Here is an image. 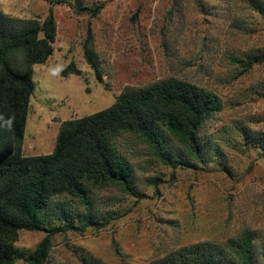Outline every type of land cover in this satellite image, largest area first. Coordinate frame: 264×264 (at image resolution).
<instances>
[{
    "label": "rangeland",
    "instance_id": "rangeland-1",
    "mask_svg": "<svg viewBox=\"0 0 264 264\" xmlns=\"http://www.w3.org/2000/svg\"><path fill=\"white\" fill-rule=\"evenodd\" d=\"M84 8L97 10L90 15ZM52 11L53 54L34 66L23 155L52 152L60 124L110 107L126 89L173 78L202 88L218 109L199 130L204 161L163 131L168 165L137 135L112 141L131 191L85 182L87 204L53 199L42 218L45 264H160L185 247L251 236L264 246V0H0V12L40 23ZM91 29L101 81L83 57ZM72 63L79 75H62ZM89 222H87V219ZM72 223V226L69 224ZM47 236L20 231L15 264ZM259 260V258H258ZM259 264V263H258Z\"/></svg>",
    "mask_w": 264,
    "mask_h": 264
},
{
    "label": "trees",
    "instance_id": "trees-1",
    "mask_svg": "<svg viewBox=\"0 0 264 264\" xmlns=\"http://www.w3.org/2000/svg\"><path fill=\"white\" fill-rule=\"evenodd\" d=\"M83 10L92 16L97 13L95 9ZM55 34L51 10L42 23L0 12V264H15L20 231L47 233L26 259L28 264L46 263L50 238L63 229L44 225L42 215L53 199L67 197L87 204L88 181L131 191L127 163L112 146L122 133L137 135L168 165L189 167L164 150L163 131L176 139L190 157L203 162L199 130L218 109L215 96L208 91L168 78L148 87L126 89L110 107L62 122L51 153L24 156V129L35 88L33 68L52 56ZM82 50L85 62L101 81L90 28ZM67 74L79 75L80 71L70 63L62 71L63 76ZM258 263L264 264V246L256 256L249 235L230 239L224 245L204 242L185 247L160 262Z\"/></svg>",
    "mask_w": 264,
    "mask_h": 264
}]
</instances>
